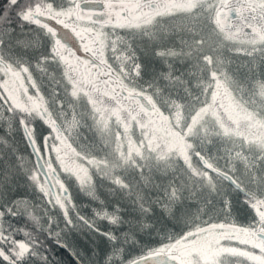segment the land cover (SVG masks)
<instances>
[{"label": "clouds", "instance_id": "9594fccd", "mask_svg": "<svg viewBox=\"0 0 264 264\" xmlns=\"http://www.w3.org/2000/svg\"><path fill=\"white\" fill-rule=\"evenodd\" d=\"M243 7L247 15L234 21L232 27L246 39L255 40L256 35L244 34L243 27L245 23L259 24L264 30V3ZM203 10L200 0H193L182 16L153 18L136 29L137 35L150 40L160 42L175 37L180 44L190 45L189 69L194 72L186 71L191 83L183 81L185 87L176 94L161 88L155 78L144 79L135 49L118 35L113 42L115 59L110 64L100 63L98 51L85 53L97 60L96 72L89 71L88 82L55 57L7 52L0 56L4 63L0 71V108L7 109L9 119L18 120L22 126L39 120L48 128L45 135L52 143L44 162L62 189L74 188L92 198L99 195L98 188L111 179L114 169L154 163L158 171L173 177L182 175L188 182L185 185L182 180L176 190L180 194L174 193L173 199L159 205L166 226L184 231L201 224L207 226L209 221L223 223L215 218L228 207L226 192L240 191L242 198L264 203V138L245 143L243 138L252 135L250 121L234 122L224 114V108L231 103L250 115L251 122L259 121L264 129V42L258 50L255 46L251 51L245 48V58L233 59L229 53L235 49L231 45L225 46L228 52L223 48L206 50L198 40L188 41L177 35L186 31L198 35ZM129 88H139L152 97L151 104L142 101L147 112L126 98ZM113 108L119 109L118 116ZM214 113H219L222 120L218 121ZM132 116V127H122L121 120L127 124ZM153 124L164 129L165 134L161 135ZM129 135L135 138L138 150L132 156L121 155L120 144ZM172 139L175 146L170 143ZM241 153L247 154V160L242 161L244 174L240 185L230 189L219 175L212 174V169L202 166L212 163L220 167L218 160L223 158L235 173L239 171L236 162L241 160ZM83 176L87 177L86 183ZM29 179L37 182L34 170ZM192 186L200 193L193 201L194 207L186 202L192 196L183 195L184 188ZM221 264L231 262L223 258Z\"/></svg>", "mask_w": 264, "mask_h": 264}, {"label": "rangeland", "instance_id": "374dc122", "mask_svg": "<svg viewBox=\"0 0 264 264\" xmlns=\"http://www.w3.org/2000/svg\"><path fill=\"white\" fill-rule=\"evenodd\" d=\"M109 1V0H107ZM116 3L121 1H133L135 5H140V0H113ZM79 0H36L31 5L30 8L26 9L22 16L23 21L28 20L27 13L29 11H42L49 12L51 15L66 19L77 31L81 34L83 39H88L89 45L92 48V51H98L100 53L101 59L106 61V64H110L112 60L115 59V45L114 41L118 36L123 37L128 44L131 45L136 51V60L139 70L146 80L156 79V83L163 88L165 91L176 94L180 92L184 87L183 81L187 80L188 83H191V78L188 75V71H193L194 69H189V65L192 63V60L189 58L190 45H182L175 39V37L169 38L167 40H162L157 42L155 40H150L148 37L137 35V27L143 28L146 23H150L153 18H167L170 16H182L186 11H188L192 4L193 0H177L176 5L165 11L156 12V13H146L141 14L137 19H131L128 23H116L113 26H94L89 24H84L79 21H76V6ZM200 3L204 5V15L197 29L198 35H194L191 31H186L184 33H177L181 35L182 38L190 41L192 39L198 40L203 44L204 48L207 49H218L223 48L225 52H228L226 45H231L233 50L229 53L233 59L245 58L247 52L245 48L251 51L252 47L255 46L257 50L261 42H264V30L261 29L259 24L249 25L245 23L243 27V33H254L257 37L255 40L246 39L245 36H242L239 31L232 27L234 21H237L238 18H242L247 15V9L243 7L244 5H258L264 3V0H200ZM235 5V6H233ZM139 10V7H138ZM140 13V10L138 11ZM58 19V18H57ZM26 22V21H25ZM27 23V22H26ZM220 25H225L220 27ZM25 31L21 36H13L8 39L5 45L0 46V52L3 55L7 53H16V54H27L32 55L33 51H37L36 46L32 40V35L34 31ZM51 47V44H50ZM1 55V56H2ZM4 69V66L0 64V71ZM188 69V71H186ZM74 72H78L85 82H88L90 77L84 69H80ZM180 79L177 80L176 78ZM144 81L142 80L141 83ZM115 87V86H113ZM130 91L140 90L139 88H129ZM86 91V90H85ZM141 91V90H140ZM141 93L145 94L141 91ZM105 95H111L110 92H105ZM146 95V94H145ZM150 103H153L152 97L147 96ZM129 99V98H128ZM92 102L91 100L89 101ZM117 104L120 102L117 101ZM23 102L21 101V105ZM121 107H126L120 105ZM145 112H147L143 107H141ZM101 111L103 109H100ZM113 113L118 116L119 109L113 108ZM225 116H228L234 122H239L241 120H248L249 129L252 135L245 136L244 142L247 143L250 139L256 142H259L264 138V129L261 128L259 121L251 122V116L240 111L235 105L228 103L224 108ZM72 113L69 112V116ZM218 121L222 120V117L219 113H214ZM135 117H130L129 123H124L121 120L122 127H129L131 121ZM15 121L9 119V113L7 109L0 108V126L12 133L17 139L16 142L20 141V135L18 129H16ZM137 126H139V121H135ZM154 128H157V131L164 135V129L158 128L156 124H153ZM239 135V134H238ZM133 138V137H132ZM131 136L128 137L126 143V152H135L138 150L135 146L136 140H132ZM50 142L52 143L51 139ZM170 143L175 146L174 139L170 140ZM45 145V144H44ZM51 145V144H50ZM44 151L47 153L48 146H44ZM241 160L236 162V167L239 169L237 172H233L232 169L226 166V161L221 158L218 160L221 169L229 174H231L237 182L240 183L241 177L244 174V163L242 161L247 160V154L241 153ZM261 164L259 157L256 158V165ZM255 166V165H253ZM162 167V165L160 166ZM162 174V171L157 170V165L154 163H146L141 168V177L143 183V188L150 190V201H154L156 204L162 205L169 202L174 198L177 193V188L180 187L181 181L183 180L185 185L187 181L183 176L173 177L170 174H166L167 183L166 186H163L158 177ZM32 175L29 172L27 180L29 184L18 185V176L13 171L7 163H0V208L9 209L11 205L22 199L27 198L37 199L36 201L39 205L50 206L52 201L43 198L39 195L34 187L38 188L40 183L36 177V183L29 179ZM86 176L82 177V181L86 180ZM24 181V180H23ZM25 182V181H24ZM183 195L185 197L192 196L191 200H186L190 203V206H195L193 201L197 196L200 195L198 191H195L194 186L190 189L185 187L183 190ZM249 205L252 207L254 212V219L256 221H264V203H258L256 201H248ZM221 207L224 205L221 203ZM46 208V207H45ZM140 211L139 218L135 219H124L119 215H114L107 209L94 208L83 214V218L88 221L89 224L95 225L97 230H99L103 236L106 237L107 251H110L108 255L105 256L106 263L111 264V261L115 262L121 260L123 251L117 247V240L120 241L132 239V234L137 235L143 233L145 230L153 228L154 234H157L155 237L159 241L170 242L168 245H165L163 249L164 252L173 254L178 258L189 262L188 258L194 254H198L203 257L204 260H211L213 257H216L219 254L225 253H238L244 256L251 257L252 259H257V257L252 256V253L245 248H257L260 251L264 252V242L256 237V231L253 229L252 225L249 223H240L234 219L230 206L228 203L227 209L217 216L216 220H224L230 224H237L239 229L234 233L233 236L229 238H224L223 233L219 230L211 229L207 231H202L200 233H194L195 229L190 231H184L181 228H170L162 229L160 227H155L153 225H148L146 220V215L142 210ZM63 219H56L55 221L50 220V225L47 226L51 231L54 232V235L57 236L60 241L69 242L72 244V232L71 225L73 222L70 219L65 218V211L60 213ZM81 214V213H80ZM227 217V219L225 218ZM53 221V223H51ZM103 222L110 225V227L120 228L123 227L124 232L117 237L116 230H109L105 228ZM212 223L211 221L208 224ZM204 225V224H201ZM190 235V236H189ZM191 237L190 239H186ZM68 243V244H69ZM244 246V248H242ZM113 264V263H112Z\"/></svg>", "mask_w": 264, "mask_h": 264}, {"label": "trees", "instance_id": "16d2710c", "mask_svg": "<svg viewBox=\"0 0 264 264\" xmlns=\"http://www.w3.org/2000/svg\"><path fill=\"white\" fill-rule=\"evenodd\" d=\"M34 1L36 2V0H0L1 42L4 43L5 39L11 34L27 30L22 14L31 7ZM14 121L16 129L19 131L20 141L16 142L15 136L6 131L3 126H0V163H7L12 167L18 176V185L29 184L27 177L29 172L32 173L33 170L38 182L42 184V179L34 167L29 149L22 141L24 138L21 132V124L18 120ZM25 126L31 133L35 143L42 149L43 135L48 132L46 127L39 120L34 124ZM129 127H132V125ZM130 136L128 137L130 138ZM128 137L120 144V154L132 156L134 152H126ZM134 139L133 137L132 140ZM135 146L137 147V144ZM141 168L142 166H134L114 169L111 179L104 181L98 188L99 195L92 198L85 197L78 190L70 188L67 191V196L61 197L60 206L47 195L52 201L50 206H41L36 201L37 199L32 197V199L27 198L26 201L20 199L14 202L9 209L0 208V264H77L71 254L77 257L82 264H107L105 256L110 251H107L108 242L106 237L100 234L101 232L97 230L95 225L89 224L83 218L85 212L94 208L107 209L114 215H119L124 219H137L140 215L139 210H142L145 215L147 214L148 225L162 229L176 228L175 226H166L167 222L163 221L158 204L150 201V190L142 187ZM158 179L163 186H166L168 180L164 172ZM222 181L227 188H232L223 179ZM84 182H87V178ZM97 183L99 184V180ZM34 190L45 198L41 189L38 190L34 187ZM226 195L229 196L230 210L237 222L249 223L254 219L253 209L248 203L251 199L242 198L243 194L240 191L226 192ZM48 198H45L46 202ZM220 203H223V201L221 200ZM188 204L190 205V203ZM62 211H65V218L73 222L71 225V245L69 242L60 241L54 235V232L47 228L50 225V220L63 219L60 214ZM224 223L227 222L224 221L222 224ZM103 225L108 231L116 230L117 237L125 230L123 227L117 229L110 227L105 222H103ZM198 227L192 229L196 230ZM154 232L151 228L141 234H132L131 238H134V240L129 238L120 241L119 238H116L118 239L117 247L123 251V255L121 260L111 261V264H126L129 260L145 256L154 251H165L163 247L171 241H159L155 237L157 234H154ZM58 242L64 243L65 247H60ZM245 249L250 251L252 256H259L257 259H252L247 255L244 256L238 253H223L211 260H204L202 256L194 254V257L192 255L188 258L189 262L180 259L187 264H221L223 258H227L231 264H264V254H261L255 248Z\"/></svg>", "mask_w": 264, "mask_h": 264}, {"label": "flooded vegetation", "instance_id": "af4514ba", "mask_svg": "<svg viewBox=\"0 0 264 264\" xmlns=\"http://www.w3.org/2000/svg\"><path fill=\"white\" fill-rule=\"evenodd\" d=\"M81 1V0H79ZM177 3V0H140V5H135L133 1H121L120 3H116L113 0H104V6L103 11L110 13L114 19L112 23H104V24H94L92 22H84L78 20L76 17V21H79L84 24L94 25V26H113L116 23L122 22V23H128L131 19H137L142 13H156L161 12L165 10H169L173 8ZM138 7L140 10V13L138 12ZM77 8V6H76ZM31 12V11H29ZM28 12V13H29ZM53 16V15H52ZM56 17V16H54ZM28 20H25V27L27 28L28 33L30 31H34V34L32 35V41L35 42L34 46H36L37 51H33V53H39L40 55L44 56L45 58L51 59L52 57H55L59 59L62 63L67 64L72 71L80 70L81 68L84 69L87 73L91 71L92 73L96 72L97 69V60L92 58L91 56L85 55V53L92 52V48L89 45L88 39H83L81 34L78 33V31L66 20L60 17H57L58 19L62 20L71 30L73 33L70 38L60 37L56 36V32L54 30L49 29L46 25L40 26L38 24H35L30 17H28ZM25 31L20 33H14L11 34V36H21ZM27 33V34H28ZM18 34V35H16ZM7 39V38H6ZM3 42L0 41V46L5 45L6 40ZM51 44V47H50ZM69 53V54H66ZM0 52V56H1ZM31 56V55H30ZM80 61V63H78ZM100 63L106 64V61L102 60L100 57ZM0 64L4 66L3 60L0 59ZM88 66V67H86ZM141 71V70H140ZM59 88V85H57ZM128 93H141L140 90L137 91H130L127 90ZM126 98H129L130 100H133L136 104L140 105L138 100L136 98H133L131 96H127ZM141 107V105H140ZM48 131V128H46ZM47 133V132H46ZM45 133V134H46ZM43 135L42 139V149L38 147L41 156L43 160H45V157L47 153L44 151V146H48V144H51L50 138H46V135ZM32 136V135H31ZM24 138V137H23ZM33 138V137H32ZM24 144L26 145L25 139L22 140ZM34 141V139H33ZM35 142V141H34ZM45 144V145H44ZM27 146V145H26ZM28 148V147H27ZM30 153V151H29ZM32 157V155H31ZM33 161V157H32ZM55 184V189L58 194H60L61 187L58 183ZM38 187L44 192V195H48V189L45 186L44 182L42 181V184L38 185ZM46 195L44 196L46 198ZM48 197V196H47ZM252 225L253 229L257 232L260 231L264 234V221H256L252 220L250 223ZM222 223H215V226L213 229L221 231L223 233L224 238H229L230 236H233L234 233L239 229V226H236L237 228L235 230H229L224 229L221 227ZM231 238V237H230ZM263 241L262 239H260ZM264 242V241H263ZM255 248V247H254ZM256 250L260 251L259 249L255 248ZM261 254H264L262 250L260 251ZM257 256V255H256ZM259 256V255H258ZM257 256V257H258ZM261 256V255H260Z\"/></svg>", "mask_w": 264, "mask_h": 264}, {"label": "water", "instance_id": "95a60500", "mask_svg": "<svg viewBox=\"0 0 264 264\" xmlns=\"http://www.w3.org/2000/svg\"><path fill=\"white\" fill-rule=\"evenodd\" d=\"M103 6H104V0H82L77 4L76 17L80 21L92 22L94 24L112 23L114 21L112 15L110 13L103 11ZM28 17H30L35 24H38L40 26L46 25L49 29L54 30L56 32L55 33L56 36L65 37V38H70L71 36H73L72 35L73 33L71 32L70 28L62 20L55 18L49 12H42L36 10L34 12H29ZM223 26L225 25L222 26L220 25V27ZM131 94L132 93H128L129 96L136 98L139 104L141 105V107L143 108H144V104L142 103L143 100H147L148 103H150L148 98L143 93H135L136 94L135 96H132ZM144 109L148 111L147 108ZM21 129L25 138V142L33 157V162L37 172L45 182L52 198L57 202V204H60L58 195L55 191V185L52 179V177L54 178V174H49L48 165L43 161L40 152L36 147L32 139V136L29 133L26 126L21 125ZM202 166L206 169H212L213 174L219 175L220 178H222L230 186L233 187L234 185H239L232 175L212 166L210 163H206ZM62 194L63 196H66L67 192L64 190ZM212 227L213 225H207V226L204 225L198 228L197 232L206 231L208 229H211ZM222 227L229 229L235 228V226L230 224H223ZM256 237L264 240L263 233L257 232ZM58 244L60 247H65V244L62 242H58ZM71 256L73 257V259L76 261L77 264H82L81 261L73 254H71ZM132 261H134V264H183L176 256L162 251H154L145 256L135 258Z\"/></svg>", "mask_w": 264, "mask_h": 264}, {"label": "bare ground", "instance_id": "6f19581e", "mask_svg": "<svg viewBox=\"0 0 264 264\" xmlns=\"http://www.w3.org/2000/svg\"><path fill=\"white\" fill-rule=\"evenodd\" d=\"M10 38H12V36H11V35H9V36L7 37V39H6V40H8V39H10Z\"/></svg>", "mask_w": 264, "mask_h": 264}]
</instances>
